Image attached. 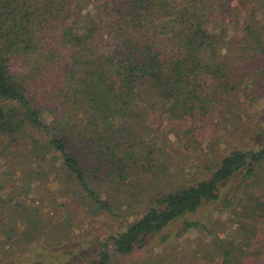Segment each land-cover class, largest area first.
Here are the masks:
<instances>
[{
    "label": "trees",
    "instance_id": "obj_1",
    "mask_svg": "<svg viewBox=\"0 0 264 264\" xmlns=\"http://www.w3.org/2000/svg\"><path fill=\"white\" fill-rule=\"evenodd\" d=\"M229 3L0 0V157L8 179L20 180L13 188H32L37 164L120 217L118 197L104 195L130 194L127 186L168 169L150 116L178 120L194 140L231 109L236 68L264 54V24L254 17L229 34L237 22L227 20ZM151 199L85 264H112L207 204L228 213L230 231L189 220L183 232L212 237L218 264H264V125L254 147L222 156L210 178Z\"/></svg>",
    "mask_w": 264,
    "mask_h": 264
},
{
    "label": "rangeland",
    "instance_id": "obj_2",
    "mask_svg": "<svg viewBox=\"0 0 264 264\" xmlns=\"http://www.w3.org/2000/svg\"><path fill=\"white\" fill-rule=\"evenodd\" d=\"M226 6L227 20H237L227 28L229 34L239 30L244 16L264 24V0H231ZM233 79L237 91L226 98L231 109L217 114L211 125L198 128L194 140L186 129L178 132L183 127L178 120L159 113L150 116V126L165 140L159 144L165 149L163 162L168 169H162L156 179L127 186L130 194L106 193L107 199L115 203L113 198L118 197L122 203L116 206L120 217L88 204L60 177L38 169L37 164L30 175L32 188H13L20 180L8 179L6 158L0 157V264H85L98 257L109 235L123 230L152 206V195L208 179L222 156L254 147L264 125V54L236 68ZM16 168H21L20 159ZM189 220L208 223L222 236L231 228L228 213L207 204L174 221L144 247L115 256L112 264H218L221 256L212 237L200 228L183 232Z\"/></svg>",
    "mask_w": 264,
    "mask_h": 264
}]
</instances>
